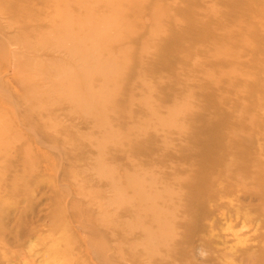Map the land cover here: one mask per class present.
I'll list each match as a JSON object with an SVG mask.
<instances>
[{
  "label": "rangeland",
  "instance_id": "374dc122",
  "mask_svg": "<svg viewBox=\"0 0 264 264\" xmlns=\"http://www.w3.org/2000/svg\"><path fill=\"white\" fill-rule=\"evenodd\" d=\"M48 2L0 0V264H264V0L125 9L129 63L88 110L75 57L27 34Z\"/></svg>",
  "mask_w": 264,
  "mask_h": 264
},
{
  "label": "bare ground",
  "instance_id": "6f19581e",
  "mask_svg": "<svg viewBox=\"0 0 264 264\" xmlns=\"http://www.w3.org/2000/svg\"><path fill=\"white\" fill-rule=\"evenodd\" d=\"M97 1L103 2L106 7H109L110 10L108 13L95 15L93 10H91V0H51V3H46L45 14H43V17L38 23H36L37 25H35L34 28L29 29L30 32H27V34L33 33L38 36L41 35V38L49 37L52 47L55 46L60 50H67L73 57H75L74 62L79 64L77 65L79 70L78 74L84 78L85 88L82 91L76 89V87L70 88L65 92L64 97L72 101L74 104H83L85 110L91 108L94 103L98 104L101 102L103 98L100 95L104 91L108 92V95L113 91L115 93L113 96L116 95L118 86L116 87L111 84L112 79L109 78V75L123 74L124 68L128 65L129 59L128 55L125 53V47L123 44H125V40L127 37L129 38V33H131V30L133 29V24L124 19L125 17H123V13L125 12V9L130 7L138 8L137 6L140 4L141 0ZM151 11L154 15H151L149 18L150 24L152 25V27H149V41H152L157 37L160 32V25H157L158 19L156 16L160 10L151 9ZM21 18H23V16H21ZM45 20L47 23L44 28L43 23ZM27 40V37H23L21 44L24 47H27L25 46ZM114 43L117 45L119 44L117 49L119 59L115 61L114 59L109 58L105 62L99 63V56L95 51L96 45L102 44L111 52L113 51ZM145 51L146 47L143 46L140 52L143 54L146 53ZM95 75H108L109 77L107 76L91 81V76ZM59 76L61 80L75 77L70 70L61 72ZM137 79L141 78L137 77ZM139 82L140 88L147 87L151 91V88L145 81L139 80ZM147 93V91L146 93L140 92L141 105L144 110L147 109L149 112L153 113L155 112V109L148 106L149 97L146 96ZM176 102L178 101H174L171 105L166 107L169 122L170 118L174 119L173 117L180 115L177 106L178 103ZM134 188L138 196L145 197L149 200L150 198L152 199V197L140 192L135 185ZM118 194L120 195V192Z\"/></svg>",
  "mask_w": 264,
  "mask_h": 264
}]
</instances>
